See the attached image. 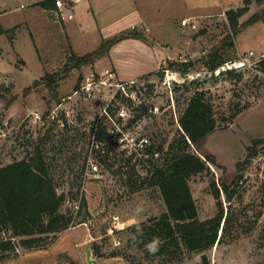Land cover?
Here are the masks:
<instances>
[{
    "label": "rangeland",
    "instance_id": "rangeland-1",
    "mask_svg": "<svg viewBox=\"0 0 264 264\" xmlns=\"http://www.w3.org/2000/svg\"><path fill=\"white\" fill-rule=\"evenodd\" d=\"M243 1H215V8L203 13L200 6L205 0H81L76 18L83 19L84 25L82 34L78 30L74 34L80 55L100 45L94 30L96 21L101 26L99 36L104 39L122 33L127 36L116 42L100 62L99 58L95 63L76 67L67 61L71 49L60 40L39 39L40 33L37 41L31 37L21 23L24 0H11L19 8L5 13L2 20L6 26H15L0 37V166L27 157L34 144L41 142L56 187L74 200H85V205L77 215L70 206L63 205V211L73 213V225L52 234L44 247L21 249L18 257L3 259L0 264H12V259L15 264H25L38 257L39 250H52L57 239L59 243L68 240L74 249L73 256L61 254L57 264H204L203 253L210 264H264V142L257 144L255 156L245 160L247 148L264 138V76L243 64L227 69L221 66L215 71L207 65L210 51L227 36H233L226 9L242 6ZM5 5L0 2V11ZM255 13H264V0H253L241 23ZM262 16L243 24L235 36V45L222 49L227 62L240 57L243 61L250 59V46L246 48L244 37H248L246 42L256 43V56L264 50ZM183 18H189L197 27L182 25ZM251 29L256 32L255 40ZM16 32L22 54L13 45ZM183 62L191 65L185 74ZM107 68L127 80L137 77L144 83L143 95L131 107L128 118L120 121L135 133L149 136L155 150L160 144L167 148L179 137V118L187 101L195 91H205L213 104L217 126L193 144L192 150L203 158L214 155L217 164L209 163L208 171L193 175L190 185L200 218L218 212L212 182L221 188L225 213L234 222L220 243L204 252L177 250L171 258L158 251L150 254L147 244L140 246L134 240L132 227L161 215L166 204L159 187L149 185L145 178L151 165L147 156L131 146L114 143L112 138L96 140L95 127L112 123L106 110L118 119V110L132 106L126 99L110 100L113 91L107 87L94 89L92 96L76 93L77 84L80 87L87 83L89 77L98 80ZM165 69L176 80L168 83ZM230 69H234L232 73ZM51 73L56 74V92L43 78ZM244 105L247 107L232 118L234 111ZM90 157L99 159L101 176L90 171ZM225 184L236 188L231 201L222 189ZM137 208L142 209L139 214ZM113 215L127 222L125 228L109 235ZM88 244L96 262L88 261Z\"/></svg>",
    "mask_w": 264,
    "mask_h": 264
},
{
    "label": "trees",
    "instance_id": "trees-1",
    "mask_svg": "<svg viewBox=\"0 0 264 264\" xmlns=\"http://www.w3.org/2000/svg\"><path fill=\"white\" fill-rule=\"evenodd\" d=\"M243 2L242 6L232 7L226 11L233 36H227L208 54L207 65L211 71H215L227 62L222 56V49L235 45V36L241 31L243 24L245 26L251 24L264 15V13H255L241 23V17L249 11L253 0ZM37 4L50 9L56 8L54 0H41ZM1 33L8 34L9 30H4L0 24ZM126 36V33H122L113 38L103 39L98 48L83 55L71 50L67 61L72 62L76 67L95 63L96 60L107 55L116 42ZM259 65L264 72V58ZM190 66L189 63L183 62L182 73L185 74ZM233 70L230 69L228 72L232 73ZM55 75L51 73L43 77L47 79L53 92H56ZM76 87L78 88L79 84ZM246 107L247 105H244L234 111L232 118ZM49 115L50 110L45 113L46 121ZM217 120L213 104L206 97L205 91L197 90L190 96L180 115L179 137L170 142L167 148L163 144H160L156 150L152 146L149 147L151 155L147 160L151 165L145 178L149 185L159 187L166 210L161 215L149 221H140L132 227L134 240L140 242V246L150 243L154 238H159L161 243L158 252L162 255L171 257L177 250L188 253L204 252L216 243H220L232 226L234 218L225 213L222 190L215 181L212 182V191L217 200L218 212L208 218H200L190 185V178L193 175L208 171L209 163L217 164L214 155L203 158L192 150L193 144L200 142L214 131ZM95 130L97 140L106 141L111 138L107 126L103 123L97 125ZM259 142H264V138L255 140L254 144L247 148L246 161L257 154L256 147ZM156 154L160 155L155 158ZM240 176L239 174L238 178ZM222 189L227 200L231 201L236 193L235 186L225 184ZM65 198L66 194L57 190L41 142L34 144L27 157L0 166V263L3 259L18 255L21 249L44 247L49 243L52 234L73 225V213L62 210ZM82 205H85V200ZM137 225L142 229L143 235L137 231ZM262 231L264 235V227ZM202 260L204 264H210L205 253L202 255Z\"/></svg>",
    "mask_w": 264,
    "mask_h": 264
},
{
    "label": "built area",
    "instance_id": "built-area-1",
    "mask_svg": "<svg viewBox=\"0 0 264 264\" xmlns=\"http://www.w3.org/2000/svg\"><path fill=\"white\" fill-rule=\"evenodd\" d=\"M77 1L78 0H54L56 7L55 13L59 14L61 17H64V11H69V16H72V10ZM181 24L185 26L188 25L191 28L197 27V24L192 22L189 18H183ZM248 54L250 59L245 58V60L243 61L240 57V59L235 60L233 62L228 61L224 63V65H222V68L227 69L233 68L234 66L241 67V64H243L252 68L256 72V75L264 76V72L259 68V63L264 58V52L260 53L259 56H256L255 51L250 50ZM165 72V79L168 83H171V80H176L173 79V75L171 76L169 69H165ZM143 86L144 83L141 82L139 78H131L128 80L121 79L114 69L107 68L101 73V77L98 80H96L95 78L91 79V77H89V81L87 83H83L80 87H78L76 89V93L82 91L86 93L87 96H92V92L94 89L101 90L102 87H107L106 89L108 91H113L110 95V100L118 101L119 99H126L127 103H131L132 106L130 105V108L122 107L120 110H118V119H114L110 112L106 110L105 112L111 119L112 123L110 126H107L106 124L104 125L107 126L109 134L111 135V138L114 143L124 144L125 146H131L135 148L137 152L144 154L147 157H150L151 153L149 151V147L151 145V138L147 135H140L138 133H135L132 129H130L131 127H129V125L122 126L120 121L121 119L124 120L128 118L129 113L131 111V107L133 108L134 103L137 102V100H139L140 97L143 95ZM111 87H113V89ZM98 141L96 143L97 147L99 146ZM88 165L92 173H95L97 177L101 176V167L99 159L90 157ZM57 190L60 193L66 194L64 205L70 206L74 215H77L83 206L81 200L72 199V197H69L64 189L57 188ZM126 222L127 221L121 220L119 215H113L112 223L108 227L107 233L109 235L116 234L119 230L126 227Z\"/></svg>",
    "mask_w": 264,
    "mask_h": 264
},
{
    "label": "crops",
    "instance_id": "crops-1",
    "mask_svg": "<svg viewBox=\"0 0 264 264\" xmlns=\"http://www.w3.org/2000/svg\"><path fill=\"white\" fill-rule=\"evenodd\" d=\"M39 1H41V0H24V2L21 4V6L25 8L24 14H23V19H22L21 23H23L27 27L29 33L31 34V37H33L37 41L36 35L38 33H40L39 39H40V36H42L43 39H47L48 41H53L54 38H56V39L60 40V42H63V45L66 48H68V49L70 48L71 50H73L74 52H76L77 54L80 55V53L75 48L74 34L78 33L77 30L82 34L81 29L83 28L82 26L84 25L83 19H77L76 18V16H77L76 14L79 13L78 4L80 3L81 0H78L75 3L73 10H72V16H69V14H70L69 11H64V17H61V19H60V17H58L57 13H55V11H56L55 9H50L49 7L46 8V7H43L41 5H38L37 3ZM215 1H219V0H205V2L200 6V12L203 11V13H205V12H208L209 10H213L215 8V5H214ZM0 2L6 4L4 7L1 8L2 10L0 11V24L4 30H9V29L13 28L15 25L13 24L11 26H6L3 23L2 17L5 13L12 11L14 9H18L19 6L12 5L11 0H0ZM23 5H25V6H23ZM230 8H232V7H230ZM228 9H226V11ZM17 25H20V23ZM95 26L97 27L94 29L97 32V36H98L97 41H99L101 44V42L104 39L103 35L99 36V31H101L100 30L101 26L99 25V23L97 21L95 22ZM249 27H251V26H249ZM248 30H249V28L246 29V31H248ZM3 34L4 33H1L0 37ZM255 34H256L255 30L253 31V29H251L252 40H255L254 39L255 38L254 36H256ZM244 38H245L246 48H247V46H250V48H248V51H250V50L257 51L255 48L256 43L255 42H251V43L246 42V40L248 41V39H247L248 37H244ZM18 39L19 38H18V35L16 32V34L14 35V38H13V41H14L13 45H14L15 49L19 53H21L19 46H18ZM53 44H54V42H53ZM113 46H112V48H113ZM237 46L239 48V44ZM62 49H65V48L63 47ZM111 49H110V52H111ZM263 52H264V50H261L260 53H263ZM0 56H1V54H0ZM105 56H103V57H105ZM103 57H101V58H103ZM101 58L98 60V62H100ZM170 58H172V55L166 57L165 60H168ZM165 60L163 59L160 62V65L163 64ZM96 64H97V62H96ZM118 75L122 79H126V78H123L119 73H118ZM131 78H133V77H131ZM131 78H128V79H131ZM135 78H137V77H135ZM58 241L59 240L57 239L56 242L53 243V246L51 247L52 250H48V249L39 250L41 252L36 253V254H39V255H37L38 257L34 258L32 256L33 258H31L29 260V262H26L25 264H57L56 263L57 259L62 256L61 254L73 256V250H74L73 245H71V243L69 244L68 240H62L60 243ZM85 248H86V246H85ZM42 251H44V252H42ZM40 254L44 255L45 257L41 258ZM47 254H48V256H47ZM18 255H16V256L18 257ZM7 259H11V257L7 258ZM10 262H12V264H15V261H13V259Z\"/></svg>",
    "mask_w": 264,
    "mask_h": 264
},
{
    "label": "clouds",
    "instance_id": "clouds-1",
    "mask_svg": "<svg viewBox=\"0 0 264 264\" xmlns=\"http://www.w3.org/2000/svg\"><path fill=\"white\" fill-rule=\"evenodd\" d=\"M142 211V209L137 208L136 213L139 214ZM137 231L142 232V229L137 225ZM160 240L159 238H154L150 243L146 245V248L150 254H155L159 250L160 246Z\"/></svg>",
    "mask_w": 264,
    "mask_h": 264
},
{
    "label": "water",
    "instance_id": "water-1",
    "mask_svg": "<svg viewBox=\"0 0 264 264\" xmlns=\"http://www.w3.org/2000/svg\"><path fill=\"white\" fill-rule=\"evenodd\" d=\"M85 249H86L87 258H88L89 263L96 262V260L92 258V248L90 247L89 244L86 245Z\"/></svg>",
    "mask_w": 264,
    "mask_h": 264
}]
</instances>
